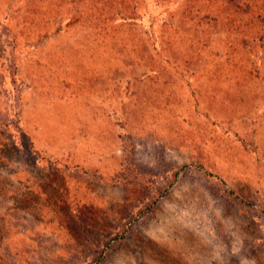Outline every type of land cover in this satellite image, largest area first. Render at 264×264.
I'll return each mask as SVG.
<instances>
[{"label": "rangeland", "instance_id": "obj_1", "mask_svg": "<svg viewBox=\"0 0 264 264\" xmlns=\"http://www.w3.org/2000/svg\"><path fill=\"white\" fill-rule=\"evenodd\" d=\"M0 264H264V0H0Z\"/></svg>", "mask_w": 264, "mask_h": 264}]
</instances>
